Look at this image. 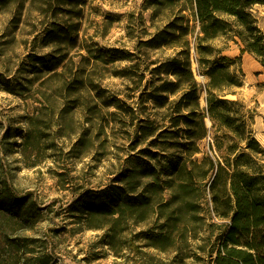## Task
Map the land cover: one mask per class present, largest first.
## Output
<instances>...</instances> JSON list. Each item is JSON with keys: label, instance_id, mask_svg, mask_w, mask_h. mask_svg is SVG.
<instances>
[{"label": "rangeland", "instance_id": "1", "mask_svg": "<svg viewBox=\"0 0 264 264\" xmlns=\"http://www.w3.org/2000/svg\"><path fill=\"white\" fill-rule=\"evenodd\" d=\"M252 11L264 33V1ZM176 21L191 28L195 114L182 92L152 95L182 47L149 41ZM199 33L191 0L0 1V192L14 198L0 208V264H214L224 226L209 224L224 221L207 158L224 162L235 133L209 117ZM203 44L235 60L239 85L223 94L264 148V65L234 32ZM201 116L195 144L186 117ZM121 194L136 209H116Z\"/></svg>", "mask_w": 264, "mask_h": 264}, {"label": "trees", "instance_id": "2", "mask_svg": "<svg viewBox=\"0 0 264 264\" xmlns=\"http://www.w3.org/2000/svg\"><path fill=\"white\" fill-rule=\"evenodd\" d=\"M5 1V0H0ZM264 0H191L196 20L200 25L198 35V53L200 62L207 65L206 84L207 111L209 117L221 126L234 131L235 136L228 150L233 152L225 157L224 162L208 157L210 169H216L211 182L212 201L216 216L224 221L215 222L210 226H219L223 229L221 244L217 249L214 264H264V163L259 156L264 155V148L255 133L247 128L244 116L231 113L229 106L236 101L225 98L233 85H239L237 77L231 72V60L224 56L207 58L216 50L204 42L215 39L222 34L234 32L244 42L241 52L253 53L264 65V33L253 14V7ZM190 24L170 23L165 29L158 32L150 41L151 47H165L180 45L182 49L177 55L168 58L158 67L159 75H173L175 80L160 78L161 84L156 88L154 97L165 105L167 94H180L177 101L179 109L189 108L190 114L200 109L201 86L197 81L192 64L191 49L188 36L191 32ZM60 35L66 41V32ZM65 38V39H64ZM162 92L163 95H159ZM153 97V96H152ZM176 125H180L179 123ZM188 129L187 139L196 140L206 136L208 128L205 116L201 121L186 117ZM199 130L198 134L194 129ZM186 142L183 145L189 146ZM223 139L218 140V147ZM198 145V144H197ZM193 171V170H189ZM223 187V188H222ZM223 189V190H222ZM99 205L106 203L102 198H96ZM116 209H136L137 202L128 194H121L115 198ZM14 205V198L10 190H1L0 208H9ZM213 256V255H212Z\"/></svg>", "mask_w": 264, "mask_h": 264}]
</instances>
